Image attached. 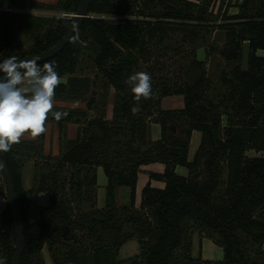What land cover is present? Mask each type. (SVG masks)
<instances>
[{"label":"trees","instance_id":"1","mask_svg":"<svg viewBox=\"0 0 264 264\" xmlns=\"http://www.w3.org/2000/svg\"><path fill=\"white\" fill-rule=\"evenodd\" d=\"M81 2L62 0L47 9L75 15ZM30 7L44 8L0 0V62L44 53L68 33L73 19L5 11ZM88 16L99 18L85 19L78 40L44 63H55L60 81L68 78L53 100L69 101L88 91V80L74 76L82 55L91 52L95 68L114 89L112 116L85 120L76 139L67 141V126L80 124L76 112L55 108L68 113L59 121L49 113L66 151L46 164L45 174L35 175L32 190L24 188L22 171L35 161L32 152L44 150V135L0 152L23 215L26 247L20 264H45L46 247L54 264H253L251 254L264 255V0H92ZM209 31L224 32L226 39L223 47L211 48L227 64L217 85L198 59L181 71V81L157 75L152 48L160 53L168 51L169 42L178 46L176 34L195 46ZM18 33L41 39L20 52ZM135 72L150 75L151 98L135 100L125 83ZM174 96L183 97V109L162 110V101ZM149 121L160 127L156 141L150 139ZM195 132L202 140L190 161ZM155 165L160 172L151 168ZM99 168L109 181L103 208L97 207ZM142 172L149 180L138 195ZM3 179L0 174V264H11L16 233ZM119 188L130 189L129 207L117 206ZM40 194L48 196V205L32 213V197ZM198 231L219 239L221 261L193 257ZM132 240L139 243L140 256L119 260L121 248Z\"/></svg>","mask_w":264,"mask_h":264},{"label":"rangeland","instance_id":"2","mask_svg":"<svg viewBox=\"0 0 264 264\" xmlns=\"http://www.w3.org/2000/svg\"><path fill=\"white\" fill-rule=\"evenodd\" d=\"M62 0H27L30 6L39 5L44 8L35 9L30 7L26 10L20 11L22 14L32 15L37 18H48L50 20L59 19L60 11L48 10V7H56ZM18 13V14H20ZM225 33L221 31H209L204 34V40L199 42L197 45L192 46L186 42H183L182 34H176L173 36L174 40L178 43V46L174 42H169L165 47L168 51L165 52H156L152 48L153 58L151 59V66L159 65L160 70L158 76H163L169 79L181 81L182 79V70L187 66L192 59H198L199 61L206 62V71L208 78L218 84L219 77L223 70L227 68V64L223 57L219 53L212 52V47L221 48L225 43ZM41 39V35H38L36 38H29L23 33H18L16 39V48L20 52H24L31 48V46ZM153 47V46H150ZM243 59H242V69H247L248 62V44L246 43L243 46ZM171 50V51H169ZM261 56H264V53H260ZM95 56L91 52H86L82 55L81 62L77 74L74 76L76 78H84L88 80V91L78 94L75 99L63 100H53V109L55 108H64L67 110L75 111V118L77 117V122L80 124L75 127V134H78V130L82 125L85 124V120H89L98 116H105L107 119H111L112 108L114 103V89L111 88L108 83L102 78L98 70L94 66ZM157 61V63H156ZM60 82L67 83L68 78L62 79ZM21 85L20 87H23ZM83 90V89H82ZM82 92V91H81ZM91 101V107L88 108V103ZM162 107L165 110L179 111L184 107L182 97H169L163 100ZM52 115V113H50ZM150 125L153 124L152 121H149ZM55 121L51 119L46 121L45 127L46 132L43 133L46 139L49 138V154L42 150V153L32 152L35 161L38 164L36 171L28 172L29 170L25 169L22 171V176L24 178V187L27 190H32L34 187V177L35 175L45 174L47 172L46 164H49L50 161L54 162L55 159L60 158L63 153L66 151V148H63L62 143H59L58 151H56V156L53 154V141H57L59 138V129L57 128ZM152 130L150 134V139L156 141L160 139V127L155 124L152 125ZM63 130L61 134H63ZM28 138H31L26 134ZM41 135V136H42ZM40 137V136H39ZM38 138V137H37ZM37 138L32 140H36ZM202 135L198 132H195L192 136L190 143L189 151V160L192 161L195 154L198 151V148L201 144ZM52 142V143H51ZM61 144V145H60ZM43 147L45 143L42 144ZM264 156V154L262 155ZM35 164V163H34ZM155 171L160 172L161 166L155 165L151 167ZM159 169V170H158ZM178 174L185 176L186 171L184 169H177ZM98 177V188H97V207L103 208L106 201V187L108 184L107 177L105 176L101 168L97 171ZM148 175L145 172H142L139 176V182L137 185V193L140 195L142 189L148 183ZM48 196L46 194L33 195V209L32 213L36 212L38 208L45 207L48 205ZM130 189L128 188H119L116 192V204L118 207H129L130 206ZM192 225V224H191ZM195 230V229H194ZM141 247L136 240L127 242L120 250L119 260H129L136 256H140ZM65 254V250L61 253ZM224 256L222 246L220 245L219 239L217 237H209L206 232H196L193 235V257L200 258L203 261L208 262H218L221 261ZM42 259L45 264H54L52 254L49 252V249L46 247L42 253ZM251 260L253 264H264V255L256 256L251 254Z\"/></svg>","mask_w":264,"mask_h":264},{"label":"clouds","instance_id":"3","mask_svg":"<svg viewBox=\"0 0 264 264\" xmlns=\"http://www.w3.org/2000/svg\"><path fill=\"white\" fill-rule=\"evenodd\" d=\"M72 39L75 42L78 36ZM39 59L18 61L16 56H11L0 62V152L10 151L25 134L35 139L45 133L49 113L57 121L68 115L67 112H52L60 77L54 70L55 63H44L41 67ZM125 83L131 86L136 101L153 96L147 72H135Z\"/></svg>","mask_w":264,"mask_h":264},{"label":"water","instance_id":"4","mask_svg":"<svg viewBox=\"0 0 264 264\" xmlns=\"http://www.w3.org/2000/svg\"><path fill=\"white\" fill-rule=\"evenodd\" d=\"M92 4V0H82L80 7L78 9V12L75 14V18H73L71 27L64 36L60 42H58L53 48L49 49L48 51L34 55V56H26L21 60H30L34 57H39L38 63H44L50 59H53L56 57L58 54H61V52L67 47V45L70 43L72 40V37L75 36V34L80 30L82 27L83 21L88 18L89 14V9ZM0 174L3 180L5 181L6 184V190L8 194V200L12 209V215L13 216V221H14V228H15V233H16V251L12 259L11 264H20L22 255L25 251L26 247V241H25V236H24V229H23V221H22V216L21 211L19 209L18 201L16 197V189H15V184L13 181V178L10 174V171L8 169L7 164L2 160L0 157Z\"/></svg>","mask_w":264,"mask_h":264},{"label":"crops","instance_id":"5","mask_svg":"<svg viewBox=\"0 0 264 264\" xmlns=\"http://www.w3.org/2000/svg\"><path fill=\"white\" fill-rule=\"evenodd\" d=\"M174 97H177V96H174ZM179 97H181V96H179ZM183 98V97H182ZM165 100V99H164ZM162 103H163V101H162ZM162 103H161V108H162V110H165V109H163V107H162ZM183 104H184V101H183ZM166 111H171V110H166ZM77 125H74V124H69L68 126H67V141H71V140H75L76 139V137H77V134H75V127H76ZM21 140L23 141V140H25V141H27V140H31V138H28L27 137V135L25 134L22 138H21ZM57 141H53V154L56 156V151H58L56 148H58V146H59V143H60V141H59V138L57 137V139H56ZM44 143H45V146L43 147V149H44V151L46 152V153H48L49 152V138H47L46 139V142L44 141ZM52 143V142H51ZM49 154V153H48ZM34 162L35 161H31V162H29V163H27L25 166H24V168H23V170L25 169V171H26V169L27 170H29L28 172H32V174L35 172V164H34ZM22 182H23V186H24V178H23V176H22ZM25 188V187H24ZM26 189V188H25ZM28 189V188H27ZM26 189V190H27Z\"/></svg>","mask_w":264,"mask_h":264},{"label":"built area","instance_id":"6","mask_svg":"<svg viewBox=\"0 0 264 264\" xmlns=\"http://www.w3.org/2000/svg\"><path fill=\"white\" fill-rule=\"evenodd\" d=\"M5 11L10 12L11 14L12 13H20L19 10H16V9H12L11 10V8L5 9ZM74 16H75L74 14H66V13H61L60 14V18H62V19H65V18L66 19H73V18H75ZM88 18L94 19V18H99V17H97V16H88Z\"/></svg>","mask_w":264,"mask_h":264}]
</instances>
